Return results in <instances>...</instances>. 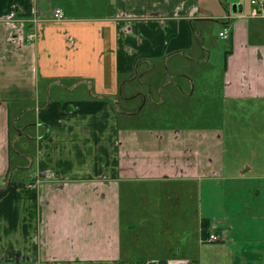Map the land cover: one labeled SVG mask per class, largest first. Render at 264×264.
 <instances>
[{
    "label": "crops",
    "instance_id": "obj_1",
    "mask_svg": "<svg viewBox=\"0 0 264 264\" xmlns=\"http://www.w3.org/2000/svg\"><path fill=\"white\" fill-rule=\"evenodd\" d=\"M57 8L63 10L60 19ZM223 8L218 17L220 40L228 44L224 50L207 29L205 22L215 19L201 0H114L113 11L102 16L78 15L61 4L49 16L34 0H0V260L264 264V245L240 248L244 238L233 236L230 216L202 209V191L227 178L223 129L129 127L121 125L118 110L126 88L133 90L126 99L147 93L152 101L171 89L172 83L161 79L160 88L154 87L159 73L169 81L171 74L183 78L194 88L200 70L215 66L214 52L225 59V100L264 101V18L249 16L244 3L242 12L234 13L231 3L229 10ZM224 29L227 37L220 36ZM31 31L35 36L29 39ZM136 80L147 90L137 92ZM73 91L84 96H60ZM27 108L35 115L36 176L24 180L13 177L26 167L13 165L11 152L13 134L24 136L15 125ZM171 182L197 185L200 205L167 195L151 217L162 229L149 237L169 238V221L176 216L184 225L192 214L197 233L183 228L175 244L152 242L149 250L134 247V236L124 244L123 184L136 191L143 189L138 184L163 189ZM182 194L189 197L190 188ZM204 218L211 221L209 233L221 240L204 237ZM190 237L193 244L186 241Z\"/></svg>",
    "mask_w": 264,
    "mask_h": 264
},
{
    "label": "rangeland",
    "instance_id": "obj_2",
    "mask_svg": "<svg viewBox=\"0 0 264 264\" xmlns=\"http://www.w3.org/2000/svg\"><path fill=\"white\" fill-rule=\"evenodd\" d=\"M34 0L43 15H52L57 4H61L72 13L76 11L78 15L91 14L101 16L114 9V0ZM202 5L212 14L215 21L205 22L207 29L214 35L213 39L219 43L217 47L225 49L228 46L227 40H220L219 31L222 29L221 18L218 14L223 7H230L229 0H201ZM246 6H250V0H241ZM101 2V7H99ZM84 3V4H83ZM201 25V24H200ZM199 26V25H198ZM219 54V53H218ZM213 54V65L203 67L200 75L194 80V88L188 81L176 75H170V81L165 74H157L154 87L159 89V83L171 82V89L161 90V94H156L152 101L145 93L129 99L132 91L126 88L120 96L118 110L121 125L129 127H207L223 129L225 134V152L223 164L225 165L226 177L216 180L208 192L202 191V209L214 208L216 216L228 214L231 218L230 228L233 236L239 239L244 238L238 246L251 249L257 245H264V101H248V104L225 100L222 95V79L225 69L224 55ZM220 56V60H218ZM157 69H164L158 62ZM125 77L123 81L127 80ZM158 79H161L158 83ZM183 87V92H179L176 85ZM42 89L44 85L41 84ZM137 92L146 91L137 80L133 83ZM83 86L80 90H83ZM175 90L177 92H175ZM157 91V90H155ZM136 92V93H137ZM59 96L57 93L52 97ZM63 98L84 96L81 93L66 92L60 95ZM131 99V100H130ZM16 114L11 111V117ZM34 111L31 108L24 109V116L18 120L16 127L22 129L24 136L15 137L13 134L12 162L13 165L19 163L26 167L21 172L14 173V178L31 179L35 171V143L31 140L36 136ZM13 124V121H12ZM13 130V128H12ZM14 130L12 131V133ZM21 152V156L16 151ZM29 154V155H28ZM34 159V160H33ZM244 172V173H242ZM36 176V174H35ZM12 177V175H9ZM180 182L165 184L163 189H157L156 185L138 184L136 191L129 190L128 185L123 184L122 199V220H123V242L130 243L131 238L135 240L134 247L149 250L152 242L157 244L173 245L177 237L184 228L192 235L198 229L194 214L191 221L182 224L178 218L171 219L168 224L169 238H153L157 229H162L159 220L151 221L152 211L157 206L162 205L164 199L169 194H179L181 199L192 202L198 208L200 194L198 187L185 185ZM0 186L2 183L0 181ZM190 188L189 197L183 196V188ZM151 188V190H148ZM148 190V191H147ZM185 193V190L184 192ZM198 205V206H197ZM213 206V207H211ZM173 206L169 205L168 209ZM206 209V210H207ZM164 213V212H163ZM168 214V213H166ZM169 219L171 212L169 210ZM208 216V215H207ZM215 216V217H216ZM209 217V216H208ZM217 218V217H216ZM209 219V218H208ZM131 226H138L132 228ZM184 226V227H183ZM195 233V234H196ZM197 235H195L196 237ZM196 240V239H195ZM187 242L193 244V239L187 238ZM217 243H213L215 245ZM211 245V244H210ZM153 247V246H152ZM234 247V245L232 246ZM239 248V249H240ZM256 249V248H255ZM235 250H237L235 246ZM206 256V254H205ZM0 264H37L36 262L21 261L20 263L12 259H2Z\"/></svg>",
    "mask_w": 264,
    "mask_h": 264
},
{
    "label": "built area",
    "instance_id": "obj_3",
    "mask_svg": "<svg viewBox=\"0 0 264 264\" xmlns=\"http://www.w3.org/2000/svg\"><path fill=\"white\" fill-rule=\"evenodd\" d=\"M251 17H260L264 18V0H250V12L248 14ZM55 17L60 19L63 17V10L61 8L55 9ZM228 19L232 18L231 14L227 15ZM35 36L34 31H31L28 34L29 39H32ZM221 37H227V29H224L220 32ZM208 241H219L221 236L215 233H210L207 237Z\"/></svg>",
    "mask_w": 264,
    "mask_h": 264
},
{
    "label": "water",
    "instance_id": "obj_4",
    "mask_svg": "<svg viewBox=\"0 0 264 264\" xmlns=\"http://www.w3.org/2000/svg\"><path fill=\"white\" fill-rule=\"evenodd\" d=\"M229 2L232 4V11L234 13L243 11V3L240 0H229Z\"/></svg>",
    "mask_w": 264,
    "mask_h": 264
},
{
    "label": "trees",
    "instance_id": "obj_5",
    "mask_svg": "<svg viewBox=\"0 0 264 264\" xmlns=\"http://www.w3.org/2000/svg\"><path fill=\"white\" fill-rule=\"evenodd\" d=\"M202 225H203V235L204 237L207 236L208 234H210V228H211V221L208 218H204L202 221Z\"/></svg>",
    "mask_w": 264,
    "mask_h": 264
}]
</instances>
